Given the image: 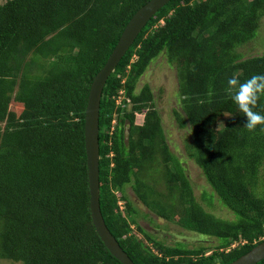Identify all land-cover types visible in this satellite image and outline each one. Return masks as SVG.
<instances>
[{"label":"trees","instance_id":"obj_1","mask_svg":"<svg viewBox=\"0 0 264 264\" xmlns=\"http://www.w3.org/2000/svg\"><path fill=\"white\" fill-rule=\"evenodd\" d=\"M148 1L0 3V258L123 264L92 221L84 123L95 76ZM263 16L264 0H170L109 76L100 109L101 211L136 264H229L264 240V131L243 127L247 118L228 85L233 76L243 82L264 75V52L239 51L255 38ZM161 53L177 70L182 111L174 115L192 134L187 154L234 219L197 200L166 142L150 86L135 90ZM13 100L24 104L19 116L10 109ZM255 110L264 112V97ZM137 113L144 114L142 124ZM129 184L155 215L220 244L190 250L159 240L140 223Z\"/></svg>","mask_w":264,"mask_h":264},{"label":"rangeland","instance_id":"obj_2","mask_svg":"<svg viewBox=\"0 0 264 264\" xmlns=\"http://www.w3.org/2000/svg\"><path fill=\"white\" fill-rule=\"evenodd\" d=\"M4 2L6 0H0V3ZM239 51L244 57L259 55L264 52V16L255 38L241 46ZM145 84L150 86L155 97L156 108L162 116L166 142L170 147L172 155L176 156L182 163L197 200L212 214L225 219H234L233 212L219 200L218 195L214 193L211 185L206 180L202 169L187 154L186 145L192 142V134L188 124L185 127H180L174 115V110L182 111L178 93L179 83L176 67L168 61L165 54L161 53L149 66L145 74L140 77L136 84V92H139ZM131 107L132 104L127 102L125 108L130 110ZM10 109L19 116L24 110V104L13 100L10 103ZM117 115V113L114 114L112 124L116 122ZM226 120L227 117H221L218 127L223 126ZM143 121L144 114L137 113L136 123L142 124ZM4 126L5 122L2 123L1 127ZM125 188L127 194L141 211V213L139 211L138 217L140 223L159 240H163L167 244L182 242L190 250L200 248L201 246L216 247L220 244V241L215 237L202 235L192 229L183 227L176 221H168L155 215L139 201L130 184ZM204 195H207V197ZM0 264H21V262L0 258Z\"/></svg>","mask_w":264,"mask_h":264},{"label":"water","instance_id":"obj_3","mask_svg":"<svg viewBox=\"0 0 264 264\" xmlns=\"http://www.w3.org/2000/svg\"><path fill=\"white\" fill-rule=\"evenodd\" d=\"M170 0H149L140 7L125 26L115 48L105 65L95 76L85 113L84 142L87 155L88 180L90 189V210L93 224L109 251L123 264H136L123 249L105 222L100 204V109L103 89L112 72L130 49L144 26ZM264 259V240L247 253L229 264H257Z\"/></svg>","mask_w":264,"mask_h":264},{"label":"clouds","instance_id":"obj_4","mask_svg":"<svg viewBox=\"0 0 264 264\" xmlns=\"http://www.w3.org/2000/svg\"><path fill=\"white\" fill-rule=\"evenodd\" d=\"M228 85L235 89L232 99L247 118L243 127L248 131H255L258 127L264 131V112L255 110L258 101L264 97V75H253L243 82L233 76L228 79Z\"/></svg>","mask_w":264,"mask_h":264},{"label":"built area","instance_id":"obj_5","mask_svg":"<svg viewBox=\"0 0 264 264\" xmlns=\"http://www.w3.org/2000/svg\"><path fill=\"white\" fill-rule=\"evenodd\" d=\"M122 100V96H120L119 98H118V103L120 104L121 103V100Z\"/></svg>","mask_w":264,"mask_h":264},{"label":"crops","instance_id":"obj_6","mask_svg":"<svg viewBox=\"0 0 264 264\" xmlns=\"http://www.w3.org/2000/svg\"><path fill=\"white\" fill-rule=\"evenodd\" d=\"M7 1V0H6Z\"/></svg>","mask_w":264,"mask_h":264}]
</instances>
